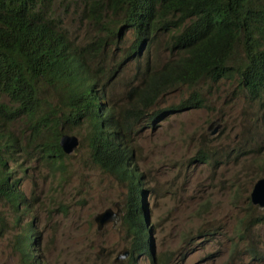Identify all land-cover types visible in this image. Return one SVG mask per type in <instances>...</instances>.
Wrapping results in <instances>:
<instances>
[{"label":"trees","instance_id":"trees-1","mask_svg":"<svg viewBox=\"0 0 264 264\" xmlns=\"http://www.w3.org/2000/svg\"><path fill=\"white\" fill-rule=\"evenodd\" d=\"M75 19L85 27L72 36ZM128 29L133 39L123 45ZM129 64L135 72L127 78ZM220 79L233 84L232 96L243 94L264 109V0H0V201L10 211L11 247L21 264L38 261L39 235L21 177L11 169L33 157L60 172L62 132L82 131L78 143L90 161L124 185L122 242L130 256L148 253L138 196L143 175L131 161L130 134L155 115L203 105L197 85ZM118 80L122 99L109 95ZM178 85L185 97L155 107ZM246 114L242 107L240 118ZM16 119L23 136L9 128ZM212 149L199 147L195 160L218 161L223 152ZM229 150L246 161L258 157L236 143ZM263 172L264 166L251 179ZM0 228H6L2 214Z\"/></svg>","mask_w":264,"mask_h":264},{"label":"rangeland","instance_id":"rangeland-1","mask_svg":"<svg viewBox=\"0 0 264 264\" xmlns=\"http://www.w3.org/2000/svg\"><path fill=\"white\" fill-rule=\"evenodd\" d=\"M84 27L75 19L70 34H82ZM132 39L128 29L123 45ZM154 54L150 59L155 60ZM134 72L132 64L124 66L125 77ZM119 82L110 87V96L121 97ZM197 86L203 105L155 115L152 126L130 134L136 145L134 159L143 172L153 262L148 255H116L125 249L122 227L95 228L93 213L120 199L124 189L90 161L84 142L64 156L60 172L33 157L11 169L12 175L21 177L19 188L29 201L27 213L34 215L39 264H264V209L252 212L246 200L255 181L251 175L264 166V109H257L243 94L232 96L233 84L228 80ZM186 95L184 86H175L155 107ZM242 107L248 118L247 114L240 118ZM211 119L219 123L213 133H209ZM9 128L19 136L27 132L19 119ZM219 129L218 137L213 136ZM74 134L80 139L83 132ZM234 143L256 150L257 159L246 161L236 151H228ZM201 146L223 155L218 161L211 159V164L202 163L194 157ZM0 214L6 225L0 228V264H21L11 247L10 211L2 201ZM251 248L259 252L253 255Z\"/></svg>","mask_w":264,"mask_h":264},{"label":"water","instance_id":"water-1","mask_svg":"<svg viewBox=\"0 0 264 264\" xmlns=\"http://www.w3.org/2000/svg\"><path fill=\"white\" fill-rule=\"evenodd\" d=\"M77 139L73 135L66 133H61L58 138V144L64 153H70L73 147L76 145ZM249 199L252 203H256L259 208L264 207V174L257 177L252 184L251 190L249 192ZM114 209L111 207H105L92 216L94 225L96 229H100L106 223L110 222L112 225L119 219L118 213L120 212L118 202L114 203ZM123 254L118 256H123L126 250H122Z\"/></svg>","mask_w":264,"mask_h":264},{"label":"clouds","instance_id":"clouds-1","mask_svg":"<svg viewBox=\"0 0 264 264\" xmlns=\"http://www.w3.org/2000/svg\"><path fill=\"white\" fill-rule=\"evenodd\" d=\"M121 99H122V97H120ZM200 106V105H199ZM193 107H198V106H193ZM255 107H257V105L255 104ZM181 110V109H180ZM175 111H178V110H175ZM175 111H173V112H175ZM169 113H172V112H169ZM156 119V117H153L150 121L148 120V121H146V122H144L143 124H142V126H141V128L142 127H144V126H152V123H153V121ZM216 120L217 119H211L209 122H210V125L211 126H213V129L209 132V133H213L214 132V130L215 129H217L218 128V126H219V123L218 122H216ZM208 122V123H209ZM216 132V131H215ZM62 133H66V134H69V135H73V136H77L76 134H74V133H72V132H62ZM212 136V135H211ZM59 138V137H58ZM76 139H77V144H78V140H79V138H77L76 137ZM132 143V142H131ZM133 144V143H132ZM74 150V148L71 150V152ZM134 151H135V148L133 149L132 148V151H131V161L134 163V165H135V167H136V170H137V172L138 173H140V174H142L143 175V172L139 169V167H138V165H137V163H136V160L134 159ZM70 152V153H71ZM70 153H65V154H70ZM262 174H264V172L263 173H261V174H259L258 176H256L254 179H256L257 177H259V176H261ZM141 179H142V176H141ZM253 180V179H252ZM116 181V180H115ZM116 182H118V181H116ZM119 183V182H118ZM121 184V183H120ZM142 184V183H141ZM122 185V184H121ZM123 186V189H124V191H123V193H122V196L120 197V199H115V200H113L109 205H107V206H105V207H111V208H113V210H115L114 209V203L115 202H118V204H119V209H120V212L118 213V216H119V219H118V221L117 222H114L113 223V225L110 223V222H108V223H106V224H109V225H111V226H118L119 224H118V222H119V220H120V214H121V205H122V202H123V198H124V194H125V187H124V185H122ZM142 186V185H141ZM252 187V186H251ZM251 190V189H250ZM145 192H146V190L145 189H143V188H141V189H139V191H138V196H139V206H140V209L142 210V214H143V217H146V208H145V203H144V201H143V197H144V194H145ZM250 192V191H249ZM249 192H248V195H247V197H248V201H249V203L250 204H252V205H255L256 207H257V209L258 210H263L264 209V207L263 208H259L258 207V205L256 204V203H252L251 201H250V199H249ZM105 207H102L101 209H103V208H105ZM100 209V210H101ZM99 211V210H98ZM97 212V211H96ZM94 214V213H93ZM93 216V215H92ZM246 221L248 220L249 221V218L248 219H245ZM92 221H93V219H92ZM242 222H245L244 220L242 221ZM94 223V222H93ZM145 223H146V226H147V238H146V244H147V247H148V253H143V254H139V255H148L149 257L151 256V258H150V260H151V262H153V259H154V255H153V239H152V237H151V235H150V226H148V224H147V217H146V220H145ZM256 223V220L253 222V223H251V225H254ZM105 224V225H106ZM105 225H103V226H105ZM96 228V227H95ZM98 230V229H97ZM122 231H123V229H122ZM123 234H124V231H123ZM201 235H203V234H201ZM125 246V250H126V253H127V255L128 256H130L129 255V253L127 252V249H126V245H124ZM123 250V249H122ZM122 250L121 251H118L117 252V256L118 255H120V254H123L122 253ZM249 251L250 252H252L253 253V255H255V254H257L258 252H259V250L258 249H256V248H251V249H249ZM126 253H124V255H126ZM34 254H35V256H36V258L38 259V261L35 263V264H39V253H38V248H37V251H35L34 252ZM123 255V256H124ZM135 255V254H134ZM133 256V255H132ZM131 256V257H132ZM167 259V258H166ZM166 259H164V261L166 260Z\"/></svg>","mask_w":264,"mask_h":264}]
</instances>
